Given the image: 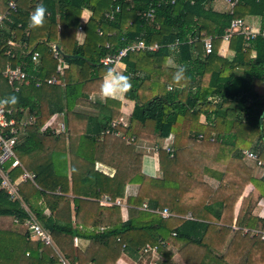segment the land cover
<instances>
[{"label":"trees","instance_id":"obj_1","mask_svg":"<svg viewBox=\"0 0 264 264\" xmlns=\"http://www.w3.org/2000/svg\"><path fill=\"white\" fill-rule=\"evenodd\" d=\"M18 1L19 12L0 35V99L17 97L15 105L4 106L16 110L18 121L27 111L35 118L23 128L26 133L17 153L36 179L23 182L20 194L51 233L59 253L70 264H117L124 250L144 264L148 256L142 249L164 241L167 245H160L159 264H175V254L183 264H264L262 233L253 235L241 229H253L262 222L264 232V220L250 216L244 222L250 197L243 199L236 222L240 229L223 252L233 232L235 207L246 186L254 185L264 199V178H253L242 153L249 149L264 159V37L245 41L242 35H233L229 49L234 58L219 54L233 19L260 16L264 31V0H237L232 13L215 11L209 7L212 0H178L174 5L158 7L153 0H132L123 4L113 22L105 19V13L114 6L112 0ZM7 2L0 0V13L6 10ZM41 3L46 9L44 23L30 27L29 15ZM150 7L156 9L151 23L140 15ZM86 10L91 12L87 23L82 20ZM81 25L85 38L79 44ZM137 38L160 48L129 53L123 60V73L132 85L125 98L134 102V110L129 127L119 126L117 130L131 143L113 135L98 141L99 135L122 117L120 101L91 99L100 94L99 84L107 69L100 61ZM207 38H212L213 44L208 55L203 45ZM9 40L17 44L16 48L7 45ZM106 44L112 48L106 49ZM53 45L65 55L63 76L56 74ZM33 53L39 56L37 66ZM7 65L23 68L26 81L10 85L2 75ZM178 66L185 68L186 79L173 83ZM53 76L61 84L44 82L36 87L37 80ZM77 107L92 110L96 116L80 115L75 112ZM58 113L64 115L68 138L53 134L47 127ZM171 135L174 138L168 146L174 149L172 153L165 149L167 146L155 147L162 176H146L135 145L141 141L157 143ZM75 137L78 152L73 147ZM78 155L81 165L76 167ZM91 156L102 157L104 164V157L110 158L114 176L97 172ZM90 162L93 168H89ZM20 173L15 171L13 177ZM199 175H208L218 183L212 187L198 182ZM70 184L74 196L97 200L105 195L112 201L125 197L128 184L140 188L136 196L127 198L128 219L123 221L120 206L101 207L98 201L70 199ZM57 191L62 195H56ZM46 207L50 217L44 216ZM163 209L176 216L162 218L157 212ZM188 214L193 219L178 217ZM3 216L22 222L27 214L19 201H10L0 191ZM24 229V234L0 231V264H61L53 248L32 241ZM78 239L89 243L84 251L74 248Z\"/></svg>","mask_w":264,"mask_h":264},{"label":"built area","instance_id":"obj_2","mask_svg":"<svg viewBox=\"0 0 264 264\" xmlns=\"http://www.w3.org/2000/svg\"><path fill=\"white\" fill-rule=\"evenodd\" d=\"M114 6L111 11L105 13V19L109 22L115 21L118 14L122 12L124 3H131L132 0H112ZM178 0H153L155 2V6H161L162 4L170 3L174 5ZM212 1H223L230 8V13L233 12L234 7L238 4L237 0H212ZM18 0H8L7 9L4 13H0V35L2 30L5 28L6 23L12 22L11 18L13 15L19 12ZM155 11L154 7H150L147 12H141L140 15L142 18L146 19L148 22H153L155 19ZM84 26V25H83ZM82 25L78 28V33H83ZM99 36L102 35L101 31H98ZM242 35L245 41L255 40L258 36L264 37V31L253 29L244 19L237 18L231 21L230 27L226 30L225 35L223 36V43H229L233 35ZM114 35V34H112ZM178 44V43H177ZM7 45L10 48H16L17 44L8 41ZM204 51L205 54H210L213 51L212 38H207L203 40ZM106 49H111V44H106ZM160 46L158 44L149 45L146 44L140 38H137L135 41L127 44L124 48L120 49L117 54H108L104 58L101 59L100 63L106 68H112L114 71L117 68L123 65L124 58L127 57L129 53H138V52H156ZM53 57L58 61V65L56 68V74L59 76L64 75V71L66 69V63L64 61L65 55L61 51V48L58 45L52 46ZM32 61L37 66L39 64V56L37 53L32 54ZM125 70V69H124ZM3 77L8 81L10 85L14 84H22L28 78L27 73L21 68L12 67L11 65H7L4 71L2 72ZM47 83L49 85H58L61 82L57 79L56 76H53L51 79L46 81H38L36 82V87L42 85V83ZM28 84V82H26ZM171 89V88H169ZM19 87L15 88V91H18ZM16 110L15 109H7L4 105H0V191H3L10 199V201L15 202L19 201L21 203L22 209L27 214V217L21 222L18 218H14V223L16 225H22L26 228L29 238L32 241L40 242L43 246L51 247L55 250L56 254H58L60 258L61 264H70L57 250L56 244L53 240L51 233L43 227L41 222L39 221L37 215L30 211L24 202L21 194H20V185L25 181L35 182L36 175L31 171H28L24 165L22 164L19 155L17 153V148L21 142L23 135L26 133L23 128L28 125L34 123L35 118L32 115H29L25 112L24 117L21 118L20 121L16 119ZM122 126L123 128H128L129 123L125 122L123 119L119 121H115L111 123L110 127L104 131V135H113L115 137H120L129 142L130 139L126 138L121 131H118L117 128ZM51 132L53 134H65L67 131V126L64 123H60L57 128L50 126ZM134 141V139H131ZM145 149L151 151L149 147L145 146ZM165 149L172 153L174 149L171 146L165 147ZM154 151L158 152L155 148ZM244 158L247 162H251L254 166L264 171V159H261L258 153L246 149L243 150ZM20 170L21 173L17 178L13 177L15 171ZM99 205L101 207H112V206H121L122 203L119 199L116 201H112L110 197L104 196L99 201ZM144 209H148L147 205H144ZM158 214L161 215L162 218L168 219L175 215H173L168 209H163L162 211H158ZM191 214L188 215L187 219H191ZM176 234L174 233L173 236ZM264 239V233H263ZM76 242V240H75ZM160 245H167V242L160 241L158 245L151 246L146 245L142 249V254L148 256V259L144 264H159L161 261V253H160ZM125 254V251H122ZM117 264H139L138 261L133 259L124 260L121 259Z\"/></svg>","mask_w":264,"mask_h":264},{"label":"crops","instance_id":"obj_3","mask_svg":"<svg viewBox=\"0 0 264 264\" xmlns=\"http://www.w3.org/2000/svg\"><path fill=\"white\" fill-rule=\"evenodd\" d=\"M209 7H212L215 11L220 12V13H228L230 11L229 6L226 3H224L223 1H212V3L209 5ZM90 16H91V12L89 10H86L83 13L82 20L85 23H87ZM243 19L253 29H255V30H261L262 29L260 16L248 15ZM84 38H85L84 34L77 35V40H78L79 44L83 43ZM219 54L222 57L229 59V60H232L234 58V55H235L232 51H230L229 43H222ZM169 65L171 67H175L173 61H170ZM124 69H125V65L123 64L121 67L117 68L116 71L123 72ZM92 98L94 100L99 98V100H101V101H104L106 98H111V99H115L117 101H120L122 103V107H121L122 117L120 119H123L127 123H128V120H130L131 114L134 110V102L127 100L125 98V93L116 94L112 97H104L103 95L99 94V95L92 96L91 99ZM75 112L79 113L80 115L87 116V117L96 116V112H94L92 110L84 109V108H79V107H77L75 109ZM60 123L65 124V120H64V115L58 113L48 122L47 127L50 128V126L52 125V127L57 128V126H59ZM123 129H126V128H123ZM42 131H45V130H42ZM64 135L67 136V138H68L69 132L66 131V133ZM105 136H107V135H104V132L102 134H100L98 137L99 138L98 141H103V139H100V138H104ZM125 137L127 138V136H125ZM77 138H79V137H77ZM173 138H174V136L171 135L170 138H168L166 140L159 139L157 143H150V142H145V141L142 142L141 141V143L139 142L135 145V153L142 156V172H143V174H145L146 176L151 177V178H160L162 176V173H161L160 167H159L158 152L154 151L153 149H155V147H157V145H162L164 147V146H168V145L172 144ZM124 141H126L128 143L127 140H124ZM77 146H78V142H77L76 137H75V140L73 142V147L75 148V152H78ZM145 146H147L149 148H153L152 151L145 152L144 151ZM66 149H67V162H68V166L70 167L71 166V156H70V142H69V140L66 141ZM146 153H148V154H146ZM107 156L104 157L105 158L104 160L107 161V163H105V164L103 162H101L102 157L97 156L96 158H94L93 156H91V158L95 161L93 167L97 172H99V173L101 172V173H104L105 175H107L109 177H113L116 171L113 168V166L108 164L109 162H111V160ZM77 157H78V159H77ZM80 165H81L80 156L79 155L75 156V166L78 167ZM88 165H89V168H93L91 165V162ZM245 165L252 170L253 178H255V179H263L264 178V171L257 169L253 165V163L245 161ZM196 180L198 182H206L209 185H211L212 187H215L218 183L216 180H214L213 178H211L208 175H199L196 177ZM139 188L140 187L137 184H128L126 186L125 197L119 199L122 203L120 208H121V215H122L123 221H126L128 219V208L130 206L127 204V198L136 196L138 194ZM56 195H62V193L60 191H57ZM67 196L70 199L81 198V199H86V200H90V201H99L105 195L102 196L100 199H97V200H95L93 198L74 196L72 193V186L70 184L69 194H67ZM247 197H250V201H249L247 208H246L247 211H246L245 216H244V222H246V220L250 216L255 217L257 219H260V220H264V199L261 198V196H260L259 192L257 191V189L255 188V186L252 184H249L248 186H246L241 198L239 199V201L235 207L234 220H233V226H232L233 232L231 233L223 252H225L229 242L231 241V239L234 236L235 231L240 229V227L236 226V222H237L240 210H241L243 199L247 198ZM33 203H35L34 200H33ZM26 205L30 209V211L35 213L29 204H26ZM39 205H43V202H40ZM43 213H44L45 217H50V215H51V212L47 207L43 210ZM188 215H190V214H188ZM188 215H186V216L180 215L178 217H182V218L187 219ZM73 217H75V214L73 215ZM191 219H193V217ZM262 226H263V223L259 222L256 225V228L250 229V228L242 227L241 229H243V231L245 233L250 231V232H252L253 235L262 233V238H263L264 232L262 231ZM0 231H14L17 233H22V234L25 233V229L23 227L17 226L14 223V218L10 217V216L0 217ZM88 244H89L88 242H85L83 240L78 239V242H76V243L74 242V248H76V249L79 248V249L84 251L87 248ZM61 255H62V253H61ZM122 255L123 256H120L118 262L121 259H124V260H128V258L132 259V257H130L126 253L125 254L122 253ZM172 263L183 264V262H182V260L178 254H175L173 256Z\"/></svg>","mask_w":264,"mask_h":264},{"label":"clouds","instance_id":"obj_4","mask_svg":"<svg viewBox=\"0 0 264 264\" xmlns=\"http://www.w3.org/2000/svg\"><path fill=\"white\" fill-rule=\"evenodd\" d=\"M46 9L41 3L37 5L29 15V26L36 27L44 23ZM186 79L185 68L178 66L177 70L172 75L173 83H179ZM129 77L123 72L114 71L112 68H107L99 84L100 94L104 97H112L116 94L126 93L131 88ZM171 88V85H169ZM17 97L15 95L8 96L5 99H0V105H15Z\"/></svg>","mask_w":264,"mask_h":264},{"label":"rangeland","instance_id":"obj_5","mask_svg":"<svg viewBox=\"0 0 264 264\" xmlns=\"http://www.w3.org/2000/svg\"><path fill=\"white\" fill-rule=\"evenodd\" d=\"M6 9H7V7H6ZM5 11H6V10H5ZM5 11H4V12H5ZM4 12H2V13H4ZM23 138H24V135H23L21 141L23 140ZM146 147H147V146H146ZM149 149H153V148H149ZM144 151H145V152H150L148 149H145ZM151 151H152V150H151ZM146 154H148V153H146ZM18 155H19V158H21L20 153H19ZM115 162H117V161H115ZM121 256H123L122 253H121ZM176 264H177V263H176Z\"/></svg>","mask_w":264,"mask_h":264}]
</instances>
